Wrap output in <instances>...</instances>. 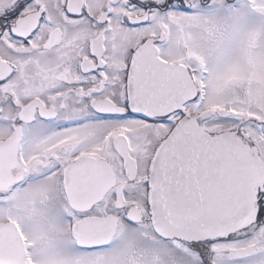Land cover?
Segmentation results:
<instances>
[{"label":"flooded vegetation","instance_id":"obj_1","mask_svg":"<svg viewBox=\"0 0 264 264\" xmlns=\"http://www.w3.org/2000/svg\"><path fill=\"white\" fill-rule=\"evenodd\" d=\"M217 2L0 0V264H40L48 243L66 242L100 252L93 264H264V181L252 184L251 221L234 233L165 236L153 221V161L178 123L231 132L264 160V35L257 27L228 49L226 19L252 0H220L205 26L195 10ZM147 43L179 67L165 99L150 102L134 68ZM229 69L238 77L222 92ZM183 159L171 169V203L198 198L220 226L219 164Z\"/></svg>","mask_w":264,"mask_h":264},{"label":"water","instance_id":"obj_2","mask_svg":"<svg viewBox=\"0 0 264 264\" xmlns=\"http://www.w3.org/2000/svg\"><path fill=\"white\" fill-rule=\"evenodd\" d=\"M135 63L136 71H140L141 79H137V84L140 85L142 97L147 102L155 97L163 99L168 85L166 75L179 67H170L163 63L148 43L137 52ZM172 81L175 88L176 81ZM198 156H214L220 165L221 194L215 208L220 226L215 228H212V213L202 210L198 198L190 203L182 201L176 204L171 203L168 192L171 177L169 167L186 164L183 161L175 162L176 158ZM263 181L264 162L258 155L251 157L248 148L239 143L232 134L224 133L213 138L199 127L189 124L187 128L186 123H180L158 150L150 175L151 204L156 229L165 236L188 239L233 233L250 223L253 198L247 190L252 188L253 183ZM111 185L110 182L108 188ZM94 196H90V199ZM85 226L86 224L82 225L76 232L79 241L84 238L81 231ZM113 233L112 231L109 234V239Z\"/></svg>","mask_w":264,"mask_h":264},{"label":"rangeland","instance_id":"obj_3","mask_svg":"<svg viewBox=\"0 0 264 264\" xmlns=\"http://www.w3.org/2000/svg\"><path fill=\"white\" fill-rule=\"evenodd\" d=\"M217 1L218 0H216V2ZM222 7L223 3L219 0L213 6H199L195 12L199 15L198 17H209L211 21L206 23L205 26L208 25L209 27H212L214 23L213 19L217 18ZM233 13L234 14H232V16L226 19L228 25V35L226 37L225 44L228 49H233L236 42L243 39L244 36L246 37V35H249L250 31H253L254 33L257 27L260 28L259 32L264 35V0H252V9L239 6L237 8H233ZM256 31H258V29ZM262 40L264 42V36ZM220 73L223 76V67H221ZM238 73L245 76L246 70L243 69L238 71ZM232 77L234 78L238 76H234L232 70L229 69L222 85V92L228 89L229 82L233 79ZM219 101H221V98H219ZM260 114L261 118H264V113L261 112ZM254 132L258 133V129H254ZM259 134L264 135V129L259 132ZM87 143L91 142L88 141ZM55 223H61L60 218H57V216ZM33 235L37 237L40 234L38 232H33ZM107 251L112 252L116 250L114 248V250L109 249ZM104 252L106 251L104 250ZM98 253L100 252L81 251L74 247L70 242L56 245L48 243L38 262L40 264H93V259L99 257L97 256Z\"/></svg>","mask_w":264,"mask_h":264}]
</instances>
